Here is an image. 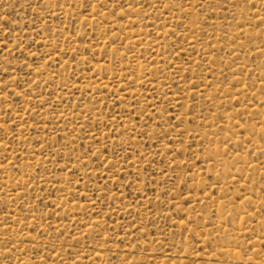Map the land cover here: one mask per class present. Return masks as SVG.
<instances>
[{"label": "rangeland", "instance_id": "374dc122", "mask_svg": "<svg viewBox=\"0 0 264 264\" xmlns=\"http://www.w3.org/2000/svg\"><path fill=\"white\" fill-rule=\"evenodd\" d=\"M0 264H264V0H0Z\"/></svg>", "mask_w": 264, "mask_h": 264}]
</instances>
